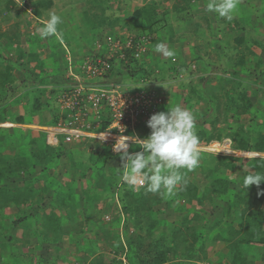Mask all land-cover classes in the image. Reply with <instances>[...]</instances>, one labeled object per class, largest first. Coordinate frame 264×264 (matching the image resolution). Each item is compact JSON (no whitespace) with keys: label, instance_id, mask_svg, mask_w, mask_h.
Masks as SVG:
<instances>
[{"label":"rangeland","instance_id":"obj_1","mask_svg":"<svg viewBox=\"0 0 264 264\" xmlns=\"http://www.w3.org/2000/svg\"><path fill=\"white\" fill-rule=\"evenodd\" d=\"M37 1L38 0H20L17 1L16 4L19 7H21L20 4H24L27 7V11H29L26 17L28 20V26H30V30L34 31L37 29L39 30L43 25V23L41 25L34 17V7L36 6L35 2ZM72 1L73 0H54L55 3L53 6L40 18L43 20L45 19L46 21L49 17V13L54 12L61 16V26L63 23H68L69 27H73L72 20H74V17L70 14L71 11H68L69 9L67 8L70 7L69 3H72ZM184 1L185 0H157L158 3L155 4L154 9H151L148 6L151 2L139 7L142 2L141 0H121L119 1V5L117 0H115V2L111 0L109 2V9L106 13L107 15L113 14L114 16H118L119 23L114 27H108L109 29L107 30H109V32L107 33H112V35L115 36H122L125 40L136 35V33L138 34L139 32L149 31L151 36H153V41H151V43H153L150 44L152 46L150 47L152 51H154L153 49H155L157 44L163 43L168 49L174 52L173 57H167L162 53L155 51L156 56L159 55V59H164L159 60L160 65L156 74L159 75L160 78L157 83L159 85L161 84L160 90L164 93L165 97L166 94L167 96L169 95V97L172 96V98L169 99V102L171 100V103L174 102V105L179 104L194 114L196 133L200 130V127L206 128L207 132H212V127L216 126V130H219L222 133L230 131L232 137L242 135V139H249L253 135L252 132L255 134V131H257L256 127L257 129L260 128L262 131L264 130L263 126H259L260 124L256 125V122L259 120H257V115H253L252 113L256 110L257 113H260V117H264V105L262 103L264 102V49L262 46L253 44L252 48H254L258 54L250 56L248 59L253 63L260 61V65L258 64V66H256L252 63L248 72L240 70V73L236 72L237 74L233 75V71H237L236 69H239L240 67L232 65V63L235 62L234 60H230L232 62L230 63L229 61L230 64H227L224 61V49L229 42H233L231 25L221 24L220 21L215 19V13H209L206 11L208 0H191L189 8L184 7L186 6ZM83 3L85 4L86 9L87 5L84 1ZM176 4L178 7L175 6ZM253 6L258 7L256 10L263 11L264 0H240L234 16H240L241 19V15L244 14L243 10L245 11V14L247 12L249 13V10H251L250 13L256 14ZM143 7L147 10H140V8ZM182 8L187 9L182 11ZM79 9L82 10V8ZM62 11L63 13H61ZM153 11L154 15L156 14V29L152 33L150 29H146L147 27L145 26L148 24L143 23V20H146L147 16H152ZM137 13L142 14L136 15ZM82 16L84 18H82V20H85L86 22L87 19L83 13ZM257 16L260 20H258V22L256 21L254 23L255 25L259 24L261 22V17H263L258 15V13ZM132 18L136 19L139 25L143 26L144 24L143 27L145 28L135 25L130 28L133 21L130 22L129 20H132ZM123 20L125 22H122ZM87 22L91 24L90 21ZM125 23L129 26L128 28L124 25ZM102 26L105 25L102 24ZM259 26L260 28H263L257 31L255 36L261 38V42L264 44V22L262 21ZM30 30H28L25 37L22 38L23 40L24 38H28L27 42L37 38L36 34H32ZM107 30H98L97 32H102L103 34L95 33L94 38L104 35V32ZM240 33H246V31L238 30L235 32L237 35ZM72 34L71 31L68 32V35L71 36ZM38 46H40V44H38ZM27 48H30V43L27 44ZM48 49L50 50V48ZM48 49L44 50L41 46L40 51L42 52V55L39 58V61L34 62L37 65H34V63L25 64L23 62L25 61L24 58L19 59L17 52H10L6 45L0 44V51H3L5 54L4 62H6L5 59H7L12 62L16 61L17 63H21L19 68L14 70L18 85L16 88L6 89L8 92L3 96L1 102L2 106L6 105L9 109L11 108L14 115L16 110L18 111H16L17 114L24 111L23 105L28 101H31L32 103L33 96L30 88H42L44 85H47L48 87H45V89L49 93L48 98L50 104L56 103V100L59 97V91L61 90L62 92L67 88L64 76L67 67H69V59L65 60V58H67L65 54L70 57L73 56L71 54V47H68L67 52L62 48H58L57 51L62 49L59 51L58 55L53 54L50 56H44L43 52L48 53ZM90 50H92L91 45ZM86 55L87 53L85 54V57ZM151 61L152 59H149V64L152 63ZM63 65L66 66V69L61 70L64 72V75L60 71V69H62L61 66ZM42 66L45 71L39 70V68H43ZM178 70L183 71L177 72ZM26 72H28V75H31L25 77L24 73ZM47 72L49 75L53 74V78H57L56 81L41 83L44 80L43 76L47 75L46 78L48 79V74L44 75V73ZM229 76L237 81L239 80L242 87H245L246 89L250 88L251 92L249 94H251L256 100L253 103V107L246 110L244 114L240 111L238 112L240 114L236 115L233 111L234 108H232V112L229 114H232L235 117L233 118L232 116H229L228 123H224V112L226 111V104L224 105V102H226L227 97L221 94V90L219 88L217 89V87L225 84L224 82L226 80L222 78ZM151 78L150 75V77H148L150 82ZM61 80H64V85H59L61 84ZM21 81H23V84H20ZM121 81L126 84L134 82L127 79V77L121 78ZM209 85H211V87H209ZM129 89L135 91V88L133 87H130ZM50 94H54L53 97H51ZM217 97L219 104L214 102ZM201 104H206V106L202 108L200 107ZM246 113H251L249 118L253 116L254 119L251 121L246 117ZM6 114L7 111H0V149L4 148L6 152L9 151L8 153H14L18 150V147H20L19 144L21 143V137L23 138L22 135L24 134L21 132H28L27 130L32 131V129L17 125L18 123L14 119L15 116L10 118V116ZM217 117L220 120L213 121V119H217ZM261 119L262 118H260V120ZM28 120L32 121L31 118ZM243 124L245 132L242 129ZM46 127L47 126H40L39 129L44 132ZM30 128L36 127L32 126ZM230 138L231 137H227L222 141L214 139L210 142H201L199 144L201 153L199 167L192 171L185 169L184 182L177 186L178 188L174 195L168 196L146 192L145 194L148 196V200L139 207L134 208L128 214L124 208L123 201L117 197L116 191L114 190L117 182L114 180L113 186L108 188V177H110L109 172H107L106 175L98 174L97 177L94 178V180L97 179V181L91 183V177L93 178V176L90 172L87 173V171H85L86 173L83 172L82 174V169H78V171H80L79 180H81L82 184L77 187L73 186V191H70L68 187L71 186L73 181L72 175L75 172V169L73 168V163H69L67 156L64 155L61 164L57 167L58 169H52L50 172L54 173L64 185L68 186L63 190V194L60 195L67 197V194L70 199L69 203L77 206L73 208L74 210L71 217H69L64 207L57 210L58 212H62V219L65 221L61 224L65 227L56 235L60 236L61 246L57 245L54 247L50 245L48 246L46 243H43V241L37 242V234L33 235V233L29 231V228L31 227L26 226V222H28L26 221L27 219L23 218V221H21L20 218H18L19 215H21L20 209L17 208L16 205H8L0 208V231H2V233H0V264H30L27 262L28 260L25 262L21 259L17 260L15 258L22 256L24 258V253L28 252L30 247H33L34 251L26 254L29 258H32L33 263L31 264H89L95 256L101 255H103L104 260L109 263H111L110 261L113 259H116V261H119L117 264H134L136 260H129L125 255L128 249L127 238L129 237V234H135L134 236H138V234L144 233L145 245H147L152 239L161 236L166 237L170 243L171 234L176 228H179V232L181 235L184 234L186 240L178 245L177 253H175L170 260L171 262L166 264L230 263L232 255L228 245L223 241L222 237L233 235L231 226L241 218L240 215L242 213V208L239 207V203H241L243 207L248 206L247 212L255 208H262L264 210V202L252 203V199L258 193L257 190H254L255 188H258L256 187L257 185L253 184L245 189L242 184L243 178L246 175L253 174L254 170L253 168H250V162L256 157L264 158V151H255L252 150V147L251 150H239L236 147V141L232 138V140H230ZM216 141H219L220 144H216ZM84 142H86V140L82 139L78 142L69 143L67 146L74 149L70 155L77 152L75 154L76 156H74V158H77V162H80V164L82 163L83 165L92 164L96 161V156L94 153L89 154V152H86V147L84 150L81 149L85 145ZM93 144H102L104 147H107L108 145V143L97 144L96 141H94ZM96 145L94 146L96 147ZM244 145L247 146V144ZM132 150L139 151L140 149L133 145ZM220 155H231L245 161L240 169L241 171L238 170L239 166L242 165L241 163H235V167L233 168L225 167L223 169L219 165L217 159ZM28 159L32 162L31 158ZM213 167L215 168V171L210 174V168ZM195 172L198 178L197 176L195 177ZM38 175L39 173L33 174L31 179L34 180L38 179V177L41 178V176ZM187 176L198 185V194L202 202H199L197 199L193 201L188 200L185 191V177ZM218 177L222 178L223 181L229 182V185H227L230 188L229 192L216 194L213 191L214 180ZM18 182H21L20 178H10L2 183V185L7 186V190L11 191L19 186ZM44 183H47L48 185V181L44 180V177H42L39 184L36 186V189H38L35 190V192L39 193V189ZM57 184L58 182L56 181L52 183L53 190H51V193H56L55 188L57 187ZM90 186L92 187L91 189ZM86 190L91 192V199L98 200V204H95V208L97 207L102 211H104L105 204L111 199L110 197L116 195V198L113 199L111 209L107 211L108 213H105L108 214V219L103 217L102 221H98V218L92 215V209L91 211L88 210L87 205L89 204L86 202H82V204H84L83 208H86L87 210L79 208L80 205L77 203H79L78 200H81V198L79 199L78 196L82 192L87 195V192H85ZM247 198H249L251 202L245 204L244 202ZM85 199H87V197ZM4 200H6V198L0 196V203ZM148 205H151L150 210L146 211V214L141 213L140 208L146 209V206ZM22 208L28 210L31 214L36 213L35 218H38V222L36 224L33 222L34 228L37 227L42 229L44 227L43 217H40L44 214V207L41 208L37 204H28L22 205ZM48 212H50V210H48ZM94 214L99 215L102 213L96 212ZM12 219L18 221L17 224H14L11 221ZM154 221L155 227L148 233V226L150 222ZM13 225H15V227L11 229ZM4 226H8L7 229H5ZM103 228H105L107 232H104ZM117 228L122 229V236L118 235ZM110 229L112 230V235H109ZM27 230L30 232L28 233L29 240H27L28 237L23 236ZM8 233H12V235L19 237L18 239H22V241L25 242L24 245L18 246L14 242L7 244L3 238L5 234L8 235ZM194 235L196 236L195 238H193ZM8 236H5V238H8ZM122 240L126 245L122 246ZM193 241H195V245L196 243L197 245L192 252L190 248ZM184 249L191 250L188 251L186 257L183 256ZM115 250H118V252ZM16 254L21 255L18 256ZM249 257L252 259L250 264H264V249L261 246H252L250 248ZM111 264H114L113 261Z\"/></svg>","mask_w":264,"mask_h":264},{"label":"trees","instance_id":"obj_2","mask_svg":"<svg viewBox=\"0 0 264 264\" xmlns=\"http://www.w3.org/2000/svg\"><path fill=\"white\" fill-rule=\"evenodd\" d=\"M87 7L84 10L83 15L86 17V22H91V27H98L99 25H105L107 27H114L118 22L119 18L114 16L113 14L107 15L106 11L109 9V2L111 0H84ZM191 0H185L184 4L188 7L190 6ZM17 4L16 0H7L4 4L0 1V40L1 39H10L12 43H16V52L18 54L19 59H23L25 64L34 63L35 61H39V58L41 57V54L36 52V46L30 45V48H27V42L28 38L22 39L23 35L26 33L20 28L19 23H14L13 25L3 28V23L6 21V19H9V12L12 10L13 7H15ZM36 6L34 7V14L38 15L39 17H42L44 13L49 10L53 6L52 0H38L35 2ZM156 2H151L148 4L149 8L155 7ZM178 7V5H175ZM258 8L257 6H253L254 11H256V14L253 13H244L241 15V19L234 16L233 20L227 21L223 18H218L217 15L215 16V19L217 21H220L221 24L231 25L232 31H233V42H229L224 49V61L227 64L232 63L230 60H234L235 62L232 63L233 66L240 67L239 69H236L237 71H233V75L237 74L236 72L240 73L241 71L248 72V69L252 66V63L248 58L254 54H256L255 51H253L252 45L255 44L257 46H262L264 49V44H262V39L255 36L257 34L255 28H260L259 24L261 22H264V10H256ZM187 8H182V11H185ZM140 10H147L145 7L140 8ZM139 11V10H137ZM251 11V10H249ZM157 13V11H156ZM261 15V22L259 24H254L256 21L260 20V18L257 16ZM142 14V13H141ZM136 14V15H141ZM146 15V13H145ZM144 15V16H145ZM156 15V14H155ZM154 15V11L152 12V16H147L146 22L148 24V27L146 29H150L151 32L155 31L156 29V16ZM254 25V27H253ZM263 28V27H262ZM260 28V29H262ZM246 31V33H240L235 34L236 31ZM264 30V29H263ZM139 34H147L153 41V36H151V33L148 32H141ZM135 35L134 40L135 42L140 37V35ZM95 35V33H94ZM94 35L92 40H94ZM153 43V42H152ZM150 43V44H152ZM91 44V42H90ZM53 46V44H50ZM61 47V46H60ZM135 47V43L133 45ZM124 48L123 51L125 53V58L119 59L118 64L116 65V79H119L121 81V78L132 79L137 77L138 79L144 78L146 76L150 77L153 76L157 80H159V75H156V71L159 68L160 62L159 60H154L151 64H147L143 59H137L134 55V48ZM150 47H152L150 45ZM54 52H58V45L52 47ZM89 52V51H88ZM4 52L0 51V111H7V114L10 116H15V120L17 123H24L25 121H29V118H32V116H37L42 124L49 125V126H55L58 124H68V122L71 120L69 111L67 108H62L61 103L58 102L59 97L56 100V103L50 104L49 103V93L45 89V86L40 88H30L32 90V96L33 100L28 101L26 104L23 105V110L17 114L15 111V115L12 113L11 108L9 109L6 105H1L3 96L8 92L7 90L9 88H16L18 85L17 83V77L15 76L14 70L19 68L21 63H17L16 61H9L5 59L6 62H4ZM58 55V54H57ZM84 59V58H83ZM81 60H75L74 63H80ZM118 59V57L116 58ZM230 61V63H229ZM259 62V63H258ZM257 63H253L254 65L258 66L260 65V61ZM36 63H34L35 65ZM37 65V64H36ZM39 65V64H38ZM183 69V68H182ZM183 70H178L177 72H182ZM31 73V72H30ZM45 74H49L44 73ZM31 75V74H29ZM28 72L24 73L25 77H29ZM240 76V75H239ZM46 76H43V82H47L51 80V77L46 78ZM226 80L221 86H215L217 89L219 88L221 90V94L227 97L226 102H224V105L226 106L225 112H224V123H228L229 116H233L231 113V109L235 112L236 115L240 114L238 112L241 111L242 114L246 110H249L253 107V103L256 100L254 97L249 94L251 92L250 88H245L241 86V83L239 80L232 77H224L222 78ZM242 79V78H240ZM64 81V80H63ZM67 82V81H66ZM49 83V82H48ZM20 84H23V81L20 82ZM27 87V86H26ZM211 87V85H209ZM214 87V88H215ZM60 88V87H59ZM7 89V90H6ZM30 90V91H31ZM61 90L59 91L60 95ZM254 92V91H252ZM54 93V92H52ZM258 93V92H257ZM54 95V94H53ZM53 95L50 94L51 97ZM51 99V98H50ZM202 100V99H201ZM211 101V100H210ZM212 102V101H211ZM215 103H218V97L214 100ZM264 103V102H262ZM33 104V105H31ZM58 104V105H57ZM219 104V103H218ZM261 110V109H260ZM259 110V111H260ZM258 111V112H259ZM4 114V113H3ZM6 114V115H7ZM251 114V113H249ZM260 114V113H259ZM227 115V117H226ZM252 119L253 116L251 117ZM215 120H220L218 117ZM73 121V120H72ZM108 122L103 121L101 123V129H105L107 127ZM227 125V124H225ZM244 126H242V129ZM139 133L142 137H146L150 133V128L148 126H139ZM212 132H207L206 128L200 127V130L196 133L199 137V141L201 142H210L214 139L222 141L227 137H231L233 140L236 141V147L238 149H249L255 150V151H264V134L262 132L252 135L251 138L242 139V135H238L237 137H232L230 135V131L228 132H220L217 131L216 126L212 127ZM28 132L24 131V134L21 137V143L19 144L20 147H18V150L14 153H7L4 148L0 149V196H4L6 200H4L2 203H0V208L6 207L8 205H16L17 208L20 209V214L18 218H20L21 221H23V218H26L28 222H26L27 227L29 228V231L33 233V235L37 234V242L43 241V243H46L48 246H61V240L60 236H56L60 231L63 230L65 226H62L61 224L64 223V219H62V212L57 211L59 208L64 207L67 211L69 217H71V214L73 212V208L77 205H71L69 203V197L66 194L67 197H64L63 190L66 189V185L62 183L60 179L56 177L54 173H51L50 171L52 169H56L61 164V161L64 158V155L67 156L68 162L73 163V168L75 169V172L72 175V183L71 186L68 188L70 191H73V186H80L82 184L80 179V171L78 169H82L83 172L87 171V173L90 172V174L93 176L91 177V183L96 182L97 179L94 180L97 175H106L107 172H109L108 177V188L113 186L114 180L118 183L115 184L114 190L116 191L117 197L123 201L124 208L126 210V213H130L134 208L139 207L140 205L144 204L148 200V196L145 194L146 191L141 186H135L132 187L128 183L125 182L123 176L124 173L127 171L125 162L121 158V153L115 152L110 144H106L107 147H104L102 144L98 145L93 144L95 141L94 139H85L86 142H84L82 150L86 147V152H89V154L94 153L96 156V161H94L92 164L83 165L80 162H77V158H74L76 156L74 154H71L72 151H74L73 148L68 147L69 143H73L72 141H66L65 139H62L60 141V144L57 146H52L48 144L47 142L43 141L40 137H33L31 136V130H27ZM45 134V133H43ZM64 138V136H62ZM244 144H247L244 145ZM96 145V147L94 146ZM138 149V145H134ZM133 151V150H132ZM10 154V155H9ZM69 154V155H68ZM28 158L32 159V162L29 161ZM219 165L224 169L225 167H235V163H241L242 165L239 166V171H241V167L244 165L243 163L245 161H242V159L231 156V155H220L218 158ZM34 161V162H33ZM251 166L250 168H253V174L257 172L264 173V158L256 157L250 162ZM79 167V168H78ZM58 169V168H57ZM211 171L210 174H212L215 171V168H210ZM222 169V170H223ZM77 171V172H76ZM183 176H185V170H181ZM224 171V170H223ZM39 173L38 176L44 177V180L48 181L47 183H44L42 187L39 189V193L35 192L36 186L40 182V177L38 179H31V176L33 174ZM86 173V172H85ZM196 174V172H195ZM252 174V173H251ZM88 176V175H87ZM197 174L195 175V177ZM16 179L20 178L21 182H18V187L14 190H7V186L2 185V183L6 182L7 179ZM185 191L188 196L189 201H193L197 199L199 202H202L201 198H199L198 194V185L190 180V178L187 176L185 177ZM198 178V176H197ZM28 180V182H27ZM56 181L58 182L57 187L55 188L56 193H51L53 190L52 183ZM213 184V191L216 194H224L226 192H229L230 188L227 181H223L222 178H216L214 180ZM70 185V184H69ZM258 188H255L254 190H257V194L252 199V203L255 202H264V181L260 183L259 186H256ZM92 187L90 186V189ZM137 189V190H136ZM208 190V188H207ZM139 191V192H138ZM212 191V190H211ZM87 192V195L82 192L79 194L78 198L81 200H78L79 203H77L79 208L83 210H87L86 208H83L82 202H86L87 208L89 211L92 209V215L98 218V221H102L103 217H109L107 211L111 209V206L113 204V199H115L116 195L114 197H110L111 199L105 204L104 211L101 209L95 208V204H98V200L91 199V192ZM51 193V194H50ZM94 194V192H93ZM114 194V193H112ZM95 195V194H94ZM97 195V194H96ZM87 197V199H85ZM35 198V199H33ZM252 198V197H251ZM251 200L247 198L245 200V204L250 203ZM33 205L37 204L41 208L44 207V214L40 217H43L44 220V227L42 229L37 228L35 224L38 222V218H35V214L29 213L28 210H25L22 208V205ZM19 206V207H18ZM151 206V205H150ZM150 206H146V209H141V213L146 214V211L150 210ZM239 207L242 208V213L240 215V219L234 222L231 226V230L233 231V235H228L227 237H222L223 241L228 245L232 260L228 264H250L252 259L250 256V248L252 246H261L264 249V210L262 209H253L249 212L248 206L243 207L241 203H239ZM68 208V210H67ZM18 209V210H19ZM97 209V210H96ZM50 210V212H48ZM102 213V214H94V213ZM33 218V219H32ZM17 219V218H16ZM14 224H17L18 221L15 219L11 220ZM8 226H4L5 229H7ZM15 225L12 226L11 229H13ZM155 227V221L150 222L148 226V233ZM118 235H121L122 229L117 228ZM28 230L27 232L23 234V236L28 237L27 240H29L30 233ZM103 231L105 232L106 229L103 228ZM129 231V230H127ZM107 232V231H106ZM2 233V231H0ZM112 230L110 229L109 235H112ZM9 235V236H8ZM5 234V236H8V238L5 239L7 244H10L14 242L18 246L24 245L25 242L22 241V239H18L19 237L12 235V233ZM135 234H129V237L127 238V244L128 249L126 251V256L129 260H136L134 264H166L168 262H171L170 260L173 258L174 254L178 251V245L180 243H183V241L186 240L184 237V234L181 235L179 232V228H176L173 230L170 238V243L168 242V239L166 237H158L155 239H152L150 242L145 245L144 242V233L138 234V236H134ZM22 236V237H23ZM117 236V235H116ZM118 236V237H120ZM196 236L194 235L193 238ZM28 242V241H27ZM126 245L125 242L122 240V246ZM197 245V243H196ZM195 241H193L191 250L195 249ZM123 248V247H122ZM188 249H184L183 256L188 255V251H191ZM34 251L33 247H30L28 249V252L26 253H32ZM118 252V250H115ZM24 253V258L22 257H15L17 260L21 259L23 261H27L28 263H33L32 258H29L27 254ZM18 255V254H16ZM19 254L18 256H20ZM28 258V259H27ZM66 258V257H64ZM114 264H117L119 261L116 259L112 260ZM112 261H110L112 263ZM109 262H106L104 260L103 255L101 256H95L94 259H92L89 264H111Z\"/></svg>","mask_w":264,"mask_h":264},{"label":"built area","instance_id":"obj_3","mask_svg":"<svg viewBox=\"0 0 264 264\" xmlns=\"http://www.w3.org/2000/svg\"><path fill=\"white\" fill-rule=\"evenodd\" d=\"M139 35L135 42V35L124 40L122 36L106 33L92 40V50L79 64L69 61L67 77L71 85L61 92L59 102L62 108L68 109L71 120L68 124L46 128L50 144H57L61 136L67 141L87 138L108 143L118 152L126 141L128 151L134 152L131 138H143L138 127L147 126L150 116L159 112L164 101L161 90L149 84L152 82L148 79L141 78L130 84L116 79V65L119 59L125 58L124 48L135 43V58L146 56L151 39L147 34ZM103 121L108 122L105 129H101Z\"/></svg>","mask_w":264,"mask_h":264},{"label":"clouds","instance_id":"obj_4","mask_svg":"<svg viewBox=\"0 0 264 264\" xmlns=\"http://www.w3.org/2000/svg\"><path fill=\"white\" fill-rule=\"evenodd\" d=\"M239 2L240 0H208L206 11L215 13L218 18L231 21L234 18ZM61 23L62 18L60 15L54 12L49 13L47 22L38 30L39 36L41 38L56 36L58 34V25ZM149 50L150 45L146 56L143 58L147 64H149L147 62ZM155 51L167 57L174 56V52L163 43L157 44ZM67 72L68 67L64 80L67 88H69L71 80L67 77ZM157 72L158 70L155 73ZM151 77L154 78L153 76ZM152 78V83L150 84H156L157 86L158 80ZM144 79H148V76L144 77ZM129 80L137 82L138 78L135 77ZM158 88L160 89V87ZM147 126L151 131L146 137L131 138L132 144L139 146V151L129 152V145L126 141L118 150L127 168L123 178L130 186L135 187L139 184L138 186L143 187L148 193L172 196L175 194L177 186L184 182L181 170L192 171L199 167L201 158L200 141L195 131L194 114L179 104L175 106L168 105L167 111L153 113L147 121ZM47 127L50 126L47 125ZM45 134L47 137L46 130ZM62 139L65 138L61 136L59 142L54 145L48 141L47 143L57 146ZM82 139L84 140V138ZM78 141L80 140H73L72 142ZM121 150L123 151L121 152ZM262 181H264V173L257 172L246 175L242 184L247 189L253 184L259 186ZM106 218L108 219L109 217Z\"/></svg>","mask_w":264,"mask_h":264},{"label":"crops","instance_id":"obj_5","mask_svg":"<svg viewBox=\"0 0 264 264\" xmlns=\"http://www.w3.org/2000/svg\"><path fill=\"white\" fill-rule=\"evenodd\" d=\"M3 4L7 1V0H0ZM53 1V4L55 3L54 2V0H52ZM68 1V0H67ZM75 1V2H74ZM83 1L84 0H73L72 1V3H69V5H70V7H67L68 9V11H71L70 12V14L71 15H73V19L74 20H72L73 22H72V26L73 27H69V24L68 23H63L62 24V26H61V24H60V26L58 25V34L56 35V36H53V37H48V38H41L40 36H39V33H38V29L37 30H30V26H28V20H27V13H29V11H27L28 9H27V7L24 5H22V4H20L21 5V7H19V6H15V7H13L12 8V10L9 12V19H6V21L3 23V28L5 29V27H8V26H10L11 27V25H13L14 23L16 24V23H19L20 24V28L25 32V33H27L28 32V30H30L31 31V33L32 34H36V36H37V38H34V39H32L30 42H26V44H28V43H30V45H34V46H36V52H38V53H40L41 55H42V52L40 51V49H41V46H42V49L44 48V50L45 49H48V48H50V50L48 49V53H44L43 52V55L44 56H50V55H57V54H59V51L60 50H65V52H67L68 50V47L70 46L71 47V54L73 55L72 57H70V56H68L67 54H65V56L67 57V58H65V60L66 59H69V60H72V61H75V60H81V59H83V57H85V54L86 53H88V51L90 50V42H92L91 40H92V38H93V35H94V33H98V34H100V33H102V32H97L98 30H107V29H109V28H111V27H105V26H98V27H91V25L88 23V22H85V20H82V18H83V16H82V13H84V9H85V4L83 3ZM112 1H114L115 2V0H112ZM119 1H121V0H117V3H118V5H119ZM123 1V0H122ZM142 2H141V4L139 5V7H141V6H144L145 4H148V2H156V3H158L157 2V0H141ZM85 2V1H84ZM82 3V4H81ZM79 8H82V10L81 9H79ZM127 9V8H126ZM112 11V10H111ZM48 12V11H47ZM123 12V11H122ZM125 12H126V10H125ZM61 13H63V11L61 12ZM243 13H245V11L243 10ZM249 13H250V11H249ZM46 14V13H45ZM44 14V15H45ZM63 15V14H62ZM34 17H35V19L36 20H38L39 21V23L42 25V23L44 24V23H46L47 22V20L45 21V19L43 20V19H41L38 15H35L34 14ZM116 17H118V16H116ZM239 18H240V16H238ZM119 18V17H118ZM84 19V18H83ZM130 22L131 21H133L132 23V25H131V27L130 28H132L134 25L135 26H141L142 28H145V27H148V25H146L145 27H143L144 26V24H143V26L142 25H139V23H138V21L136 20V19H133L132 18V20L130 19L129 20ZM144 22L143 23H146L147 24V22H146V20H143ZM122 22H125L124 20L122 21ZM119 23V22H118ZM127 28L129 27L128 25H127V23H125L124 24ZM43 26V25H42ZM42 26H41V28H42ZM61 27V28H60ZM253 27H254V25H253ZM98 28V29H97ZM126 28V29H127ZM97 29V30H96ZM256 29V32L257 31H259V30H261L260 28H255ZM62 30V31H61ZM64 30V31H63ZM66 30V31H65ZM94 30V31H93ZM69 31H71L73 34L70 36V35H68V32ZM61 32H63V33H61ZM107 32H109V30H107V31H105L104 33L106 34ZM91 33V34H90ZM133 33V32H132ZM139 33H141V32H139ZM138 33V34H139ZM34 34V35H35ZM61 34V35H60ZM91 36H90V35ZM97 34V35H98ZM103 34V33H102ZM137 33H136V35H138ZM67 37H66V36ZM62 36V37H61ZM65 36V37H64ZM90 36V37H89ZM23 37H25V34L23 35ZM22 37V38H23ZM31 37V36H30ZM89 37V38H88ZM64 38V39H63ZM36 39V40H35ZM66 40V41H65ZM152 41V40H151ZM53 44V46H57L58 45V48H62V49H60V50H58V52H54V50H53V46H51L50 44ZM0 44H2V45H6L7 47H8V49H9V51L10 52H12V51H14V52H16V43H12L11 41H10V39L8 40V39H6V38H4V39H1L0 40ZM38 44H40V46H38ZM69 45V46H68ZM61 46V47H60ZM151 49V48H150ZM154 51H152V49L151 50H149V57H148V60H147V62L149 61V59H152V61L151 62H153L154 60L156 61V60H162V59H159V55L158 56H156V54H155V49H153ZM253 51H255L256 52V54H254V56L255 55H257L258 54V52L253 48ZM253 56V55H252ZM167 58V57H166ZM164 60V59H163ZM76 62V61H75ZM64 66V65H63ZM61 66L62 67V69H60V71L61 70H63V69H66V66ZM43 67V66H42ZM39 70H41V71H45V69H44V67L43 68H39ZM62 72V71H61ZM59 73V72H58ZM63 73V75H64V72H62ZM61 74V73H60ZM48 76L49 77H51V80H52V82H54V81H56V79L57 78H53V74H48ZM159 82V81H158ZM59 85H64V83H63V80H61V84H59ZM45 87H48L47 85H44ZM157 86L158 87H161V84L159 85L158 83H157ZM163 91H165V90H163ZM164 94V93H163ZM172 98V96L171 97H169V95L167 96V94H166V97H165V95H164V101H163V104H162V106L160 105V107H159V111H167L168 110V105H171V106H175L174 105V102L173 103H171V100H170V102H169V99H171ZM205 103V102H204ZM263 105H264V103H263ZM204 106H206V104H204V105H200V107H202V108H204ZM255 112H252L253 113V115H257V120H259V121H257L256 122V125H259V126H263V128H264V117H260V114L259 113H257V111L256 110H254ZM263 111H264V109H263ZM248 113H246V117L247 118H249V116H250V114H248ZM260 118H262L261 120H260ZM32 121H25L24 123H18L17 125H19V126H21V127H27L28 129H32V132H31V136H33V137H40L41 139H43V141H45V142H47V137H46V134H43V133H45V131L44 132H42V130H40L39 129V127L41 126H47V125H45V124H42L41 123V121H40V119L37 117V116H32ZM251 121H252V118H249ZM32 126H35L36 128H30V127H32ZM243 126H244V124H243ZM248 127H250V126H248ZM244 128V127H243ZM256 130L258 131H255V134L256 133H260V132H262L263 134H264V130L262 131L260 128L259 129H257V127H256ZM244 131V130H243ZM245 132V131H244ZM21 133H24V131H22ZM229 138V137H228ZM230 140H232L231 138H230ZM217 142V141H216ZM226 143V142H225ZM216 144H218V143H216ZM236 149V148H235ZM238 149V148H237ZM240 150V149H239ZM9 151H7V153H8ZM136 186H138V185H136ZM178 188V187H177Z\"/></svg>","mask_w":264,"mask_h":264},{"label":"bare ground","instance_id":"obj_6","mask_svg":"<svg viewBox=\"0 0 264 264\" xmlns=\"http://www.w3.org/2000/svg\"><path fill=\"white\" fill-rule=\"evenodd\" d=\"M230 142V141H229Z\"/></svg>","mask_w":264,"mask_h":264}]
</instances>
